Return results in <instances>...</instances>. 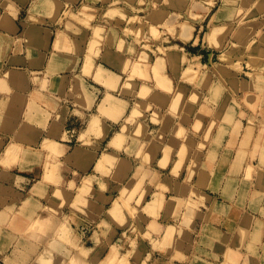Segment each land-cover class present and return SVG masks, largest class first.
<instances>
[{"label":"crops","instance_id":"crops-1","mask_svg":"<svg viewBox=\"0 0 264 264\" xmlns=\"http://www.w3.org/2000/svg\"><path fill=\"white\" fill-rule=\"evenodd\" d=\"M112 6L186 14L203 51L142 52L109 28L91 62L98 24L71 13ZM113 250L264 264V0H0V264Z\"/></svg>","mask_w":264,"mask_h":264},{"label":"rangeland","instance_id":"rangeland-1","mask_svg":"<svg viewBox=\"0 0 264 264\" xmlns=\"http://www.w3.org/2000/svg\"><path fill=\"white\" fill-rule=\"evenodd\" d=\"M84 14H85V18L86 19H81L79 18V14L78 13H71L72 17L78 19L80 22H84V23H89L88 19L89 18H94V23L98 24L97 27H95V40L92 39L93 42H91L90 45V51L89 54L87 56H91V61L93 59V52H94V48L95 45L105 36V31H107V29L110 30V34H116L118 35L120 32L123 33V35L125 34H129L131 35L132 38H137L139 43L143 44V51L145 52L146 50H150L151 52H155L157 53V51H159L160 53H163L164 51L167 53L170 49V46H177L185 51H189L191 53H199L202 52L203 49L200 47L202 44V38L204 35V31L206 30V27H202L201 28V32H198V40L199 42L196 43L194 42L195 38H190V39H184L182 36V34L180 35V30H181V24L183 23V19H186L187 16L186 14H181V15H171L168 16L167 20L165 23L161 24H155L153 23V21L150 20V18L148 16H143V15H134L135 12H130L129 9L127 8H122L119 6H112V7H105L104 9H100L98 12V15L95 14H91V13H87L85 8L81 9ZM74 12H76V10H74ZM132 14L131 16L129 14ZM67 14L69 15L70 12L68 11ZM91 14V15H90ZM143 14H145V12H143ZM176 14V13H175ZM190 19V18H188ZM127 26L126 28L124 27ZM137 27V28H135ZM97 29V30H96ZM110 37V36H109ZM197 40V39H196ZM95 42V44H94ZM157 44H161L160 46H158L157 48ZM93 47V48H92ZM93 50V51H92ZM89 56V57H90ZM144 56V55H143ZM161 58H159L160 60ZM158 59L155 62V69L158 70V66H159V72L157 71V73L160 75H156L155 73V77L158 80L159 83L162 82V79H164L166 77L163 78V74L160 72V67L162 68L161 64L159 65L157 62L159 61ZM159 62L162 63V61L160 60ZM156 64H158V66H156ZM155 71V70H154ZM162 71V69H161ZM162 74V77H160ZM160 77V79H159ZM167 78H165L164 80H166ZM169 79V78H168ZM167 79V81L169 82V80ZM161 81V82H160ZM167 81L165 82V84L167 83ZM163 84V82H162ZM161 84V85H162ZM164 84V85H165ZM167 85V84H166ZM169 86V84L167 85ZM135 248V247H134ZM85 252V251H83ZM76 257H74V259H72L73 262L76 263ZM130 256L128 254H124L123 255H119L118 251H111L107 257H103L101 258V261L99 264H136L137 259L136 257L132 258L131 262H130ZM143 264H147V259L143 260Z\"/></svg>","mask_w":264,"mask_h":264},{"label":"bare ground","instance_id":"bare-ground-1","mask_svg":"<svg viewBox=\"0 0 264 264\" xmlns=\"http://www.w3.org/2000/svg\"><path fill=\"white\" fill-rule=\"evenodd\" d=\"M91 15V14H90ZM97 30V29H96ZM93 40H95V39H93ZM61 42V41H60ZM91 42H93V41H91ZM93 44V43H92ZM91 44V45H92ZM94 44H95V42H94ZM93 46V45H92ZM93 48V47H92ZM93 51V50H92ZM91 52V51H90ZM90 56V55H89ZM91 60V59H90ZM93 60V59H92ZM158 60H159V57H158ZM162 61V63L161 62H159V61ZM157 63L160 65L161 64V66L163 65V59L161 58ZM88 61V60H87ZM92 62V61H91ZM88 64V63H87ZM158 64H156V66H158ZM91 65H92V63L90 64V67H91ZM152 65V64H151ZM154 67V66H153ZM163 67V66H162ZM158 68V70L157 69H155V67L153 68L154 70V74L156 73V75L158 76V75H160V73L158 74L157 73V71L159 72V66L157 67ZM89 69V68H88ZM161 67H160V72H161ZM91 70V68L88 70V71H90ZM85 71H87V70H85ZM102 71V70H101ZM108 71V70H107ZM100 72V71H99ZM100 73H102V72H100ZM100 73H98L99 74V76H100V78L103 76H101V74ZM162 73V72H161ZM103 74V73H102ZM164 75V74H163ZM99 76H97L98 78H99ZM93 77H94V75H93ZM160 77H162V74H161V76ZM160 77H159V79H160ZM165 77V75L163 76V78ZM107 78V77H106ZM165 78H167L168 79V77L166 76ZM164 78V79H165ZM164 79H162V82H163V85L165 84V82L167 81V79L166 80H164ZM169 80V79H168ZM165 81V82H164ZM161 82V81H160ZM162 82L160 83V84H162ZM167 85H168V81H167V83H166ZM165 84V85H166ZM127 86V85H126ZM76 87V86H75ZM168 87H171V85H169ZM78 89V88H77ZM144 90V89H143ZM178 94H179V92H178ZM179 97V96H178ZM192 98V97H191ZM55 144V143H54ZM53 145V144H52ZM56 148V147H55ZM81 151V150H80ZM110 155V154H109ZM104 156H106V155H104ZM157 199V198H156ZM160 199V198H159ZM157 202L159 201V200H156ZM156 201H155V203H156ZM32 227V226H31ZM74 259V258H73ZM76 259V258H75Z\"/></svg>","mask_w":264,"mask_h":264}]
</instances>
